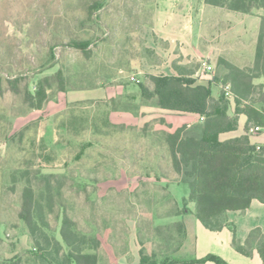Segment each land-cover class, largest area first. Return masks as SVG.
<instances>
[{
    "label": "rangeland",
    "instance_id": "1",
    "mask_svg": "<svg viewBox=\"0 0 264 264\" xmlns=\"http://www.w3.org/2000/svg\"><path fill=\"white\" fill-rule=\"evenodd\" d=\"M157 3L0 0V264H33L31 240L19 217L21 193L28 184L37 194L43 191L47 182L42 176L47 175L52 176L55 197L53 211L45 213L47 232L59 242L65 212L77 230L99 236L100 264H134L140 244L146 255L159 259L178 247L181 238L172 213L191 210L194 203L170 159L162 160L170 157L167 149L152 145H165L166 133L105 127L103 134L94 135L92 126L104 127L102 118L108 110L103 102L69 105L53 118L49 115L58 106L47 104L38 111L25 103L26 94L34 95L43 79L49 80L47 92L53 99L59 85L56 73L66 91L129 85L127 92L134 96L147 75L138 73L141 65L157 61L146 47L147 39H153ZM94 5L98 9L90 15ZM206 15V29L220 31L216 32L220 42L225 37L239 41L236 49L248 55L258 18L216 7H209ZM79 41L87 44L83 51L72 45ZM186 54L191 59L188 69L198 78L204 57L192 50ZM219 60L214 71L222 83L226 71ZM253 83L264 91L263 79ZM211 88L214 100L222 96L220 85ZM235 108L233 104L231 115H244L241 109L235 114ZM247 121L244 116L240 127L228 135L237 137ZM250 139L253 146L264 145V131ZM136 154L146 157L138 163ZM139 175L144 177L131 178ZM56 185H61L60 196ZM221 219L225 221L224 216Z\"/></svg>",
    "mask_w": 264,
    "mask_h": 264
},
{
    "label": "trees",
    "instance_id": "2",
    "mask_svg": "<svg viewBox=\"0 0 264 264\" xmlns=\"http://www.w3.org/2000/svg\"><path fill=\"white\" fill-rule=\"evenodd\" d=\"M210 7L252 15L254 10L264 9V0H204ZM97 6H90L89 14L97 11ZM78 50H84L86 42H73ZM226 71L222 84H229L233 99L227 100L222 93L217 100L212 99L209 86L196 85L190 71H178L177 76L146 75L145 81L137 85L143 104L177 113L195 114L203 117V122L192 129L183 126L171 134L164 135L174 172L181 176L189 190V199L195 204V217L212 232L223 228L224 214L243 212L256 200L264 203V148L256 152L246 136L250 126L264 128V91L255 85L254 80H264V17H260L259 31L255 46L254 61L251 67L238 68L225 60H219ZM58 92H67L61 84V75L56 73ZM51 88L48 79L38 83L34 95L26 94L25 103L34 110H42L45 103L52 99L47 90ZM95 89V87L91 88ZM235 105V114L241 109L248 121L245 135L224 142L218 141L222 133L234 131L238 125L237 115H229L230 104ZM250 103V104H249ZM108 111L115 110L119 104L111 100L103 103ZM110 104V108H107ZM256 105H260L257 107ZM239 106L241 108H239ZM107 111V113H108ZM102 118L104 127H111L108 114ZM94 130L98 127L92 126ZM147 131L144 129V132ZM47 182L40 193L34 192L28 184L21 193L20 219L25 224L33 251L30 252L33 264H100L97 251L101 247L99 236L77 230L75 223L62 213L59 229L61 242L48 234L50 230L46 214L54 208V194L49 179L51 175L42 176ZM61 185L55 186L58 196ZM178 211L172 213L176 217ZM180 247L184 237V227L175 223ZM234 233V232H233ZM258 240L257 252L264 264V237L258 230H253L245 246H241L234 237L232 245L244 256L250 255L249 246ZM139 250L138 264H226L221 258L207 255L193 261H175L172 255L157 258L146 255L142 244Z\"/></svg>",
    "mask_w": 264,
    "mask_h": 264
},
{
    "label": "crops",
    "instance_id": "3",
    "mask_svg": "<svg viewBox=\"0 0 264 264\" xmlns=\"http://www.w3.org/2000/svg\"><path fill=\"white\" fill-rule=\"evenodd\" d=\"M209 7L204 3V0H158L156 19L151 29L153 39L148 38L146 43V47L154 51L157 61L142 64L138 73L177 76L178 71L175 69L177 67L182 72L190 71L192 73L191 77L195 80V84L210 86L212 93V86H221L222 84L217 80L216 72L214 71L220 58L238 68L251 67L254 61L259 27L252 48H250L248 55L245 56L235 47L236 42L239 41L225 37L220 42L219 37L216 35V32L219 35L220 31H210L211 29L204 27V21L206 17H209L206 15ZM215 16L212 15L213 19ZM247 16H254L260 20V17H264V9L254 10L252 15ZM188 50L195 51L204 57L201 59V67L197 72L198 78L195 77V70L188 69V64L191 62V59L186 54ZM203 63H207L213 68V81L209 80L208 75L203 74ZM159 69H161V72H156ZM130 89L131 86L129 85H117L114 87L58 92L53 99L46 102L42 110H44L47 104H52V107L58 106V109L52 111L49 115V117L53 118L69 105L86 103L93 105L98 102L108 103L113 100L115 102L117 101L116 103L119 104V107L107 113L108 122L111 127H121L122 129L137 131L141 134L144 133V129L146 130V128L147 130L150 129L152 133L163 131V133L171 134L183 126L203 122V117L199 115L177 113L163 110L153 105L143 104L139 96L138 88L134 96H130V92H127ZM212 99H214L213 96ZM229 110L228 114L231 115L233 112L232 103L230 104ZM244 116H238L236 130L240 127V121L244 119ZM161 120L165 123L162 124ZM245 127L246 124L244 126L241 125L242 132L237 137H231L228 135L229 132H226L220 134L218 138L220 142H224L242 137L245 135ZM102 128L105 127H98V129L94 130V135L103 134ZM246 136L250 145L253 146L250 139L253 135L246 134ZM152 145L156 149H167L168 151L166 145ZM151 147V145L148 146V148ZM253 147L264 148V145L257 144ZM141 155H134V159L138 163L142 162V159L146 157ZM147 158H151L150 154ZM165 159L169 161L170 157H162V160ZM142 177L139 175L131 178L142 179ZM153 179H156V177H153ZM194 212L195 204L191 210H185L175 217L174 223L183 224L185 232V237L180 247L172 256L175 261H193L202 259L207 255H214L221 258L226 264H262V260L257 252L258 240L250 244L249 256H244L237 252L232 245V240L235 233V238L238 243L241 246H245L248 235L253 230H258L260 237H264V203L253 200L249 208L243 212L225 213L223 228L217 232L206 229L195 217ZM134 262V264L139 263L138 250H136L134 256Z\"/></svg>",
    "mask_w": 264,
    "mask_h": 264
},
{
    "label": "built area",
    "instance_id": "4",
    "mask_svg": "<svg viewBox=\"0 0 264 264\" xmlns=\"http://www.w3.org/2000/svg\"><path fill=\"white\" fill-rule=\"evenodd\" d=\"M202 72L203 74H206L209 76V80L210 81H213L214 80V71H213V68L207 64V63H203V69H202ZM136 82H139L138 80H136ZM221 89H222V92L224 94V97L227 99V100H232L233 99V94L231 92V89H230V85L229 84H221ZM264 131V128L262 127H259V126H253V127H250L247 131V135H254V134H257L259 132H262ZM256 149H260L259 147H256Z\"/></svg>",
    "mask_w": 264,
    "mask_h": 264
}]
</instances>
